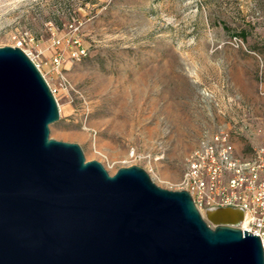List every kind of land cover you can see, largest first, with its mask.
<instances>
[{
	"label": "rangeland",
	"instance_id": "1",
	"mask_svg": "<svg viewBox=\"0 0 264 264\" xmlns=\"http://www.w3.org/2000/svg\"><path fill=\"white\" fill-rule=\"evenodd\" d=\"M5 46L58 88L51 137L112 175L140 166L177 191L213 132L230 128L243 155L264 145V0H0Z\"/></svg>",
	"mask_w": 264,
	"mask_h": 264
},
{
	"label": "water",
	"instance_id": "2",
	"mask_svg": "<svg viewBox=\"0 0 264 264\" xmlns=\"http://www.w3.org/2000/svg\"><path fill=\"white\" fill-rule=\"evenodd\" d=\"M60 106L20 47H0V264H264L245 212L202 213L140 166L111 174L51 137Z\"/></svg>",
	"mask_w": 264,
	"mask_h": 264
},
{
	"label": "built area",
	"instance_id": "3",
	"mask_svg": "<svg viewBox=\"0 0 264 264\" xmlns=\"http://www.w3.org/2000/svg\"><path fill=\"white\" fill-rule=\"evenodd\" d=\"M85 54V48L72 53L77 59ZM29 56L42 71L39 60ZM62 63L63 54L57 53L53 58L57 72ZM62 84L67 87L70 84L64 75ZM51 88L56 95L58 88ZM261 94L264 95V85H261ZM179 190L189 191L202 213L214 207L243 209L245 218L239 227L260 236L264 247V145L243 155L238 151L230 128L213 132L190 156Z\"/></svg>",
	"mask_w": 264,
	"mask_h": 264
}]
</instances>
